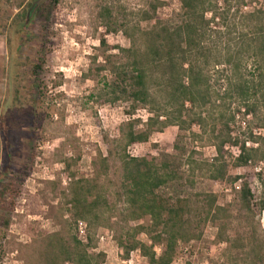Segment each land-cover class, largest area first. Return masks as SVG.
Listing matches in <instances>:
<instances>
[{
    "label": "trees",
    "instance_id": "1",
    "mask_svg": "<svg viewBox=\"0 0 264 264\" xmlns=\"http://www.w3.org/2000/svg\"><path fill=\"white\" fill-rule=\"evenodd\" d=\"M52 1L37 0L17 16L22 37L31 19L46 11L42 4ZM135 1H141L135 9L121 0H106L99 7L101 27L108 35L122 34L130 46L111 47L102 38L85 79H103L98 101L128 106L129 120L121 124L118 138L105 139L107 156L98 152L93 178L78 176L81 154L62 160L72 180L66 210L71 222L91 229L103 226L105 219L118 220L124 259L139 252L148 264H174L179 249L201 242L212 226L216 244L226 245L212 264H264V171L258 174L259 200L236 173L264 162V136L251 127L247 135L233 128L237 113H243L264 130V0H178L180 10L167 17L160 16L166 6L161 0ZM40 71L34 66L33 90L48 105L45 119L59 118L41 96ZM139 111L149 115L145 122L134 118ZM172 127L178 129L172 153L154 145L155 156L129 155V148ZM4 136L0 232L10 227L7 215L16 211L18 197L8 178L16 135L13 130ZM203 144L215 149V158L204 157L198 148ZM234 148L237 157L231 155ZM201 182L225 186L232 200L221 204L225 193L196 190ZM90 236L88 244L82 243L72 226L68 237L51 234L43 259L48 264H105L106 255L94 252ZM157 247H162L160 255Z\"/></svg>",
    "mask_w": 264,
    "mask_h": 264
},
{
    "label": "rangeland",
    "instance_id": "2",
    "mask_svg": "<svg viewBox=\"0 0 264 264\" xmlns=\"http://www.w3.org/2000/svg\"><path fill=\"white\" fill-rule=\"evenodd\" d=\"M35 1L0 0V172L6 155L4 134L14 130L13 144H16L17 153L9 163L12 171L8 178L18 194L16 211L10 215L4 213L11 219V224L0 232V264H48L43 258L49 248L46 241L49 235L62 232L68 237L72 226L73 233L76 232L79 238L78 227L74 226L66 211L67 189L72 180L65 175L61 162L64 158L81 154L82 159L75 170L80 178H93L98 152L107 156L105 139L118 138L121 124L129 120L126 115L128 106L104 105L98 101V88L103 79H85L91 57L102 38L111 47L130 46L122 34L108 35L101 27L99 7L106 0L45 2L42 5L46 11L31 19L33 22L22 37L17 16L29 11ZM121 1L132 9L141 5V1ZM161 1L166 3L164 10L160 11L161 17L180 10L178 0ZM21 3L20 9L18 4ZM261 4L264 6V1ZM34 66L41 67L38 76L41 96L56 108L59 118L45 119L48 105H43L33 90ZM242 114L237 113L234 131L247 135L251 127L254 134L264 136V130H258L250 124L251 119ZM134 118L145 122L149 115L139 111ZM242 121L247 124L245 130ZM177 134V128H169L163 134L154 135L149 143L129 148L128 153L131 157L155 156L154 145L160 151L172 153ZM198 148L206 159L216 157L213 147L203 144ZM231 155L237 157V150L232 149ZM261 170L264 171V162L257 169L236 172L250 183L256 200L262 195L258 182ZM196 190L219 195L225 193L226 201L221 204L230 202L233 197L230 190L225 191V186L211 182H201ZM62 213H65L64 218ZM105 220L101 227L87 228L93 238L94 252L106 255L105 264H148L139 252L133 253L129 260L124 259L118 244L122 225L118 220L112 223ZM261 224L264 228V213ZM216 233V229L210 226L201 242L181 247L174 264L216 263L226 248L224 244H216ZM140 239L149 243L146 236ZM156 252L160 255L162 247H157Z\"/></svg>",
    "mask_w": 264,
    "mask_h": 264
},
{
    "label": "built area",
    "instance_id": "3",
    "mask_svg": "<svg viewBox=\"0 0 264 264\" xmlns=\"http://www.w3.org/2000/svg\"><path fill=\"white\" fill-rule=\"evenodd\" d=\"M246 125H247L246 122L242 121L241 126L243 127L244 130L247 127ZM235 149L237 150L238 155H239L238 149L237 148H234L233 150H235ZM78 232H79V239H80V241L82 243H87V241H88L87 240V225L85 223L80 222L78 224Z\"/></svg>",
    "mask_w": 264,
    "mask_h": 264
}]
</instances>
